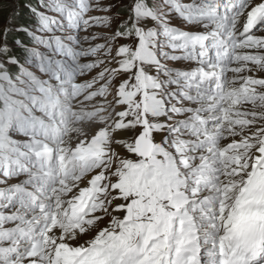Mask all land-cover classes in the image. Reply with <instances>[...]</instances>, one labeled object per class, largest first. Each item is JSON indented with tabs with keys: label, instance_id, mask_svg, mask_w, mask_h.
Returning a JSON list of instances; mask_svg holds the SVG:
<instances>
[{
	"label": "snow or ice",
	"instance_id": "6c2138e0",
	"mask_svg": "<svg viewBox=\"0 0 264 264\" xmlns=\"http://www.w3.org/2000/svg\"><path fill=\"white\" fill-rule=\"evenodd\" d=\"M0 19V264H264V0Z\"/></svg>",
	"mask_w": 264,
	"mask_h": 264
},
{
	"label": "rangeland",
	"instance_id": "374dc122",
	"mask_svg": "<svg viewBox=\"0 0 264 264\" xmlns=\"http://www.w3.org/2000/svg\"><path fill=\"white\" fill-rule=\"evenodd\" d=\"M3 23V21H2V19H0V24H2Z\"/></svg>",
	"mask_w": 264,
	"mask_h": 264
}]
</instances>
